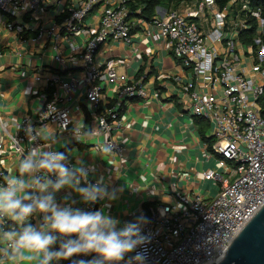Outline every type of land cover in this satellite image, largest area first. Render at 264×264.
Returning <instances> with one entry per match:
<instances>
[{
	"label": "built area",
	"instance_id": "2783aa9c",
	"mask_svg": "<svg viewBox=\"0 0 264 264\" xmlns=\"http://www.w3.org/2000/svg\"><path fill=\"white\" fill-rule=\"evenodd\" d=\"M230 1L237 8L200 0L195 8L162 15L158 8L146 19L126 0H0V59L7 49L19 68L24 51L37 50V63L25 67L43 84L34 112L14 132L0 113L9 141L7 147L0 142L1 155L19 160L15 139L26 153L31 126L74 146L103 135L94 150L108 143L122 156L124 147L112 134L124 125L125 104L146 100L160 109L164 101L171 110L178 105V115L188 119L183 127L196 117L208 123L210 148L198 133L194 138L203 159L213 162L195 173L208 188L189 189L192 176L182 174L185 188L170 183L168 202L146 203L140 212L149 221L145 264H217L264 205V18L248 0ZM159 51L172 59L175 73H163ZM153 72L159 76L150 81ZM69 144L53 147L69 154Z\"/></svg>",
	"mask_w": 264,
	"mask_h": 264
},
{
	"label": "clouds",
	"instance_id": "9594fccd",
	"mask_svg": "<svg viewBox=\"0 0 264 264\" xmlns=\"http://www.w3.org/2000/svg\"><path fill=\"white\" fill-rule=\"evenodd\" d=\"M25 131L31 146L25 153L15 139L16 172L0 183V264H145L147 217H113L105 209L121 189L110 190L103 176L91 181L95 165L82 158L70 164L68 153L54 149L55 135ZM102 152L111 153L110 144L96 149ZM62 190L69 191L58 200ZM101 201L102 208L89 210Z\"/></svg>",
	"mask_w": 264,
	"mask_h": 264
},
{
	"label": "crops",
	"instance_id": "0c3cea01",
	"mask_svg": "<svg viewBox=\"0 0 264 264\" xmlns=\"http://www.w3.org/2000/svg\"><path fill=\"white\" fill-rule=\"evenodd\" d=\"M5 52L0 59V113L5 129L14 132L17 122L23 116L34 112L38 96L42 94L43 84L35 81L33 72L25 67L29 61L35 60L37 63L34 58L38 55L37 50L31 48L25 50L26 59L24 65L19 68L13 66L17 58L9 50L6 49ZM156 54V59L162 63L163 73L172 74L177 71L170 65L172 59L166 52L159 51ZM118 70L132 72V68L124 70L120 67ZM158 76V72L148 75L150 81ZM169 105V101H164L160 109L157 102L152 100L125 104L121 113L124 125L112 134V137L124 147L122 156L115 152L96 154L93 145L96 141L103 142L105 139L103 135L92 136L88 140L89 143L77 146L69 144V140L60 139L61 142L69 144L66 150L73 162L76 158H82L87 163L95 165L96 172L89 177L90 180L94 182L99 176H103L110 190L121 189L118 198L110 202L111 207L105 209L121 222L139 215L146 203L168 202L167 190L170 183H175L179 189L185 188L186 180L181 178L182 174L192 176L191 183L188 184L189 189L202 192L208 188L202 181L196 187L198 175L195 173H201L213 165L212 161L207 162L203 159L202 151L194 140L199 126L194 120L187 123V127L181 126L180 123L187 122L188 119L182 120L178 115L181 109L178 105L172 110ZM86 125L92 130L93 125ZM45 130L51 131V127L46 126ZM0 142L6 147L9 145L1 127ZM63 143L56 144V147L62 149ZM18 163L19 160L14 156L0 154V169L4 173L0 183L4 182L5 176L16 172ZM65 191L69 190H62L57 194L58 200ZM104 203L101 201L96 204L100 209Z\"/></svg>",
	"mask_w": 264,
	"mask_h": 264
},
{
	"label": "water",
	"instance_id": "95a60500",
	"mask_svg": "<svg viewBox=\"0 0 264 264\" xmlns=\"http://www.w3.org/2000/svg\"><path fill=\"white\" fill-rule=\"evenodd\" d=\"M217 264H264V205L238 232Z\"/></svg>",
	"mask_w": 264,
	"mask_h": 264
},
{
	"label": "trees",
	"instance_id": "16d2710c",
	"mask_svg": "<svg viewBox=\"0 0 264 264\" xmlns=\"http://www.w3.org/2000/svg\"><path fill=\"white\" fill-rule=\"evenodd\" d=\"M200 0H126V4L132 9L139 8L141 11L140 17L150 19L157 15V9H164L165 11H181L186 8H195ZM249 6L252 9L259 8L262 11V17L264 18V0H248ZM217 8L228 6V8H237V4L232 5L230 0H213ZM241 2V1H239ZM236 3V2H234ZM246 14H249L246 13ZM252 20V17H250ZM194 121L198 124H202V128L199 126L198 134L202 141L210 145L212 143L211 138L205 137V133L208 130V123L202 118L196 117ZM206 130V132H205ZM148 204H144V208H147Z\"/></svg>",
	"mask_w": 264,
	"mask_h": 264
},
{
	"label": "rangeland",
	"instance_id": "374dc122",
	"mask_svg": "<svg viewBox=\"0 0 264 264\" xmlns=\"http://www.w3.org/2000/svg\"><path fill=\"white\" fill-rule=\"evenodd\" d=\"M164 9H159V15H162L163 14V11ZM198 126H200L201 128H202V124L200 123V124H198ZM205 132H206V130H205ZM196 180H197V185H196V187H198L199 185H200V183H201V181H202V176H197V178H196Z\"/></svg>",
	"mask_w": 264,
	"mask_h": 264
}]
</instances>
